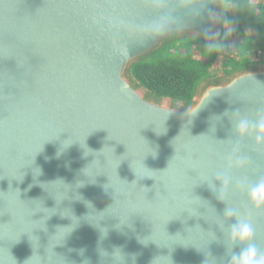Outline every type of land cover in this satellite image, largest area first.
<instances>
[{"label": "water", "instance_id": "water-1", "mask_svg": "<svg viewBox=\"0 0 264 264\" xmlns=\"http://www.w3.org/2000/svg\"><path fill=\"white\" fill-rule=\"evenodd\" d=\"M179 4L0 0V264H116L117 249L122 264H229L238 216L264 250V208L237 186L264 178V145L234 133L264 114V64L203 82L188 106L130 72L170 43L216 40L217 3Z\"/></svg>", "mask_w": 264, "mask_h": 264}, {"label": "clouds", "instance_id": "clouds-1", "mask_svg": "<svg viewBox=\"0 0 264 264\" xmlns=\"http://www.w3.org/2000/svg\"><path fill=\"white\" fill-rule=\"evenodd\" d=\"M157 6L163 7L165 0H155ZM209 0H180L179 6L181 7H192L201 6L203 7ZM213 3H217L221 12H226L228 10L245 8L253 15L264 16V8L259 7L253 0H246L243 5L239 4L237 0H212ZM211 18H216V13L209 14ZM171 22V18L168 15L162 16L153 25L152 30L154 32H162L166 29L168 24ZM224 27L226 29V35L233 31L230 21L224 20ZM223 51V47L220 43L213 41L206 45L205 53L210 54L212 52L220 53ZM0 55L8 56L10 54L0 53ZM247 51L241 50L238 52L234 58H238L240 62L247 58ZM251 75V74H250ZM215 94L209 92L207 95L202 97L201 101L190 111H187L185 115L189 117V123H191V118L195 117L198 112L203 107L204 103L210 99V97ZM169 115L166 112V118ZM164 122V121H163ZM158 134L166 132V128L162 125V130H156ZM234 133L238 138H243L245 136H252L255 144L264 145V114L258 116L255 120H249L246 117H239L236 120ZM72 139L64 141V146L69 145ZM155 155V153H153ZM229 167L240 168L247 164L248 158L240 154V147L238 144L233 145L232 151L227 157ZM206 179V178H204ZM217 179L222 181V189L219 194V198L223 199L225 190L228 185L232 182V178L227 175L226 172H218ZM237 186L245 191L248 203L255 209L264 208V178L256 180L254 183H246L245 180L237 181ZM226 216L238 215L234 209H226ZM229 242L231 247H238V251H232L230 254L229 264H264V250H261L254 241L255 229L248 217L238 216L235 223L230 225L229 228ZM116 264H122L123 257L120 251L117 249L113 253Z\"/></svg>", "mask_w": 264, "mask_h": 264}, {"label": "rangeland", "instance_id": "rangeland-1", "mask_svg": "<svg viewBox=\"0 0 264 264\" xmlns=\"http://www.w3.org/2000/svg\"><path fill=\"white\" fill-rule=\"evenodd\" d=\"M254 3H264V0H253ZM227 14H233L232 10L226 11ZM222 14L223 12L220 11V17L219 19V25H218V34L216 37L215 42H218L222 45L223 51L220 53L212 52L210 54L205 53V48L202 45L188 41V40H181L177 42L170 43L163 47L161 50H159L155 55L144 59V61H150L155 62L158 59L161 60H167L169 62H172L173 64H177L183 67H187L189 63L192 61H198L206 64L204 76L197 82L195 85L191 96L187 100H180V99H174L163 95H158L150 90H148L146 87H144L148 92H150L153 95L165 98L167 100H170L174 103L181 104L188 106L192 103V100L195 97L196 91L199 88V86L209 79L217 78L223 75L228 74L229 72L236 70L238 68L248 66V65H254V64H264V61H254L251 59V56L249 54L247 55V58L243 60L242 62L239 61L238 58H227V53L232 47H237L240 51L246 50L247 53H249L253 48H256L262 44L264 41V31L259 32L257 29H255L254 24L250 23L247 24L245 27V33L246 37H239L237 33L232 31L230 34L226 35V29L224 27V22L222 21ZM231 26L233 28V25L231 23ZM225 36V42L222 38ZM246 38H248L246 40ZM249 40V41H248Z\"/></svg>", "mask_w": 264, "mask_h": 264}, {"label": "trees", "instance_id": "trees-1", "mask_svg": "<svg viewBox=\"0 0 264 264\" xmlns=\"http://www.w3.org/2000/svg\"><path fill=\"white\" fill-rule=\"evenodd\" d=\"M237 2L243 5L246 0H237ZM256 4L264 8V3ZM232 11V15L223 12L221 19L223 22L225 19L230 21L233 31L239 37H246L245 27L250 23H253L259 32L264 31V16L253 15L243 7ZM225 36L222 34L224 42ZM205 67L206 64L198 61H192L187 67H183L167 60L158 59L155 62H134L130 67V72L140 84L158 95L187 100L197 82L204 76Z\"/></svg>", "mask_w": 264, "mask_h": 264}, {"label": "built area", "instance_id": "built-area-1", "mask_svg": "<svg viewBox=\"0 0 264 264\" xmlns=\"http://www.w3.org/2000/svg\"><path fill=\"white\" fill-rule=\"evenodd\" d=\"M238 52L240 50L237 47H232L227 53V58H234ZM248 54L254 61H264V41L260 46L253 48Z\"/></svg>", "mask_w": 264, "mask_h": 264}]
</instances>
